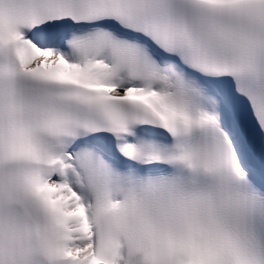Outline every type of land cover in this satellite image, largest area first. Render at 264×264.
<instances>
[{"label":"snow or ice","instance_id":"6c2138e0","mask_svg":"<svg viewBox=\"0 0 264 264\" xmlns=\"http://www.w3.org/2000/svg\"><path fill=\"white\" fill-rule=\"evenodd\" d=\"M0 264H264V0H0Z\"/></svg>","mask_w":264,"mask_h":264}]
</instances>
